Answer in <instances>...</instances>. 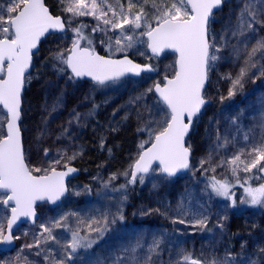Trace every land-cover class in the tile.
<instances>
[{
    "label": "snow or ice",
    "instance_id": "obj_1",
    "mask_svg": "<svg viewBox=\"0 0 264 264\" xmlns=\"http://www.w3.org/2000/svg\"><path fill=\"white\" fill-rule=\"evenodd\" d=\"M223 3L224 0H172L171 3L169 0H115L114 3L112 0H59L61 12L68 14L65 18L63 15H53L45 0H0V204L11 209V218L7 220L6 227L0 221V244H10L20 238L13 236L12 227L21 217L35 218L36 201L55 203L69 191L65 187L64 178L77 171L70 163L82 154V149L69 154L68 148H60L57 149L58 158L53 159L47 168H31L26 163L21 143V127L18 124L21 120V90L26 79L30 80L26 73L36 54L33 50L38 52L42 38L71 31V46L58 45V50L51 54L52 60L56 62L53 67L59 74H68V80L72 83H78L87 77L94 83V87L113 90L120 87L125 78L139 77L142 73L155 71V68L150 64L134 63L127 55L122 59H112L111 55L108 58L98 55L94 47L93 33L103 34L100 43L106 45L110 54L114 48L116 52L127 53L133 50L144 56L146 53L140 47L145 44L154 57L160 56L166 50L175 54L174 75L165 76L163 82H154L144 92L130 97L127 105L122 106L131 105L136 108L137 118L141 120L137 131L148 135V139L138 146V156L129 166L131 179L128 183H135L138 179L143 184L144 174L157 171L152 168L154 161H158V170L167 178L174 177L181 170H192V145L185 138L208 102L206 84L210 79L209 73L223 59L224 49L231 47L233 55L237 60L242 59V63L234 77L231 74L222 77L231 82L227 97H220L222 102L243 89L244 82L250 75L255 76L259 72L264 77V63L260 62V58H264V37L257 39L250 50L241 49L231 43L232 39L239 41L240 37L247 38L255 33L257 26L264 28V0H242L235 20L230 19L222 31L217 33L212 25L215 23V10L220 9ZM84 16L92 17L96 24L92 26L76 22L79 17ZM89 27L91 31L85 32ZM64 38L66 36L61 37ZM153 92L158 99L150 106L146 103L141 105L145 97ZM61 105L62 97H57L51 110L56 111ZM97 107L93 103L87 113L74 111L68 124L75 122L80 126L81 120H87L94 115ZM145 112L148 119H144ZM115 114L116 111L113 115ZM127 119L128 112L122 117V120ZM236 122V118H233L232 123ZM44 124H47V119ZM117 130L118 128H112V131ZM46 132V127L41 128L40 136ZM68 133V127L63 128L57 140L66 137ZM221 139L223 143L220 142ZM248 139L246 135L245 140ZM216 142V150L230 143L228 137L222 138L219 132ZM145 144L151 146L145 148ZM100 147H105L103 137ZM49 151L44 149L45 156L49 155ZM108 151L111 153L110 148ZM212 157L213 152L210 151L200 161L203 171H215V167L227 165L233 174L237 171L251 173L254 169L264 172V136L252 142L248 150L242 148L230 159L216 162L215 167H212ZM61 164L66 171L56 170ZM124 175H128L127 170ZM116 178V174L111 175L108 181L103 182V187L108 188L110 182ZM210 186L216 195L230 198V184L226 179L217 180L213 176ZM125 188L126 185H120V189ZM244 192L247 199L242 200V203L264 206V184L256 188L246 187ZM153 211L167 215L169 209L157 208L143 214ZM176 212L177 215L172 218L173 224L191 225L200 231L212 230L208 228V215L201 213L198 217L185 219L189 214L183 203L178 205ZM71 215L76 216L75 213ZM67 219L66 215L50 225L41 224L40 234L33 237L34 243L25 247L39 248L42 243L49 242L62 245L53 229L65 228L71 231V240L62 247L71 251L59 258L52 256L51 264H66V260L73 258V253L81 248H92L108 231L110 224H115L117 219L122 221L124 217L118 208L117 214L112 215L111 219L109 214H105L101 220H91L87 224L88 234L83 236L79 228L74 231L69 228L65 222ZM226 219V216L221 217L216 226L223 229L222 221ZM92 233H96V238L91 237ZM24 235L28 233L25 232ZM139 247L141 245L137 241L136 245L125 248L124 254L117 256L113 264H126L130 258L132 264H140L134 255ZM158 247L157 241L149 251L155 252ZM243 248L242 244L241 249ZM48 251H53L51 244ZM260 252L264 254V248ZM234 259L231 255L223 260L213 258L211 261L196 258L191 253L182 256L184 264H232ZM144 264H152L151 255L144 258Z\"/></svg>",
    "mask_w": 264,
    "mask_h": 264
},
{
    "label": "rangeland",
    "instance_id": "obj_2",
    "mask_svg": "<svg viewBox=\"0 0 264 264\" xmlns=\"http://www.w3.org/2000/svg\"><path fill=\"white\" fill-rule=\"evenodd\" d=\"M49 1L57 11H61L59 0ZM112 2L114 3L115 0ZM171 2L172 0L169 1ZM241 3L242 0H224V7L215 14V23L212 25L215 32L220 33L230 19L235 20ZM62 14L65 18L68 15ZM81 20L92 23V26L96 24L90 16L79 17L76 22ZM85 32L89 31L85 30ZM92 35L95 38L94 47L107 56L128 54L144 59L149 57L146 44L140 47V50L146 53L144 56L133 50L127 53L116 52L114 48L110 54L106 45L100 43L103 34ZM64 36L66 38L61 39ZM261 37H264V28L257 26L255 33L248 35L247 38L240 37L239 41L232 39L231 43L241 49L250 50ZM72 38L73 33L70 31L61 35L54 34L42 42L34 57L31 72L26 76H30V80L25 81L20 127L23 133L26 163L29 167L47 168L53 159L58 158L57 149L68 148L69 154L71 151L82 149V154L71 161L70 165L78 164L89 169L85 175L88 184L84 181L72 180L68 185V194L60 205L54 208L45 204L39 206L36 223L33 226L23 224L14 232V236L20 237L15 239L14 249L10 252L0 251V264H51L52 256L57 258L61 255L66 256L71 250L65 249L62 245H66L71 240V231L65 228L53 229V233L60 238L62 245L49 242L53 249L51 253L48 251L49 244L42 243L39 248H27L25 245L34 243L33 237L40 234L41 224L50 225L66 215L68 219L65 222L71 230L79 228L82 236L88 234L87 224L94 218L89 214L92 207L100 212L95 220H101L105 214H109L111 219L112 215L117 214V209H121L127 226L122 228L123 220L117 219L115 224L109 225L108 231L93 244L92 248L78 249L72 254L71 260H66V264H113L110 255L107 254L108 250H111L108 249L109 247L116 244L115 248L123 252L124 245L125 248H129L139 241L141 247L138 249L145 250L148 239H144V233L148 232L154 233L150 237L151 240H156L152 241L153 244L159 242L157 251L165 254L163 258L157 257L154 260L156 263L152 264H184L182 256L185 253L209 261L213 258L223 260L231 255L235 258L232 264H256V253L264 248V236L260 234V226L263 227L264 224L262 223L264 206L241 201L247 199L244 192L246 187L256 188L264 184L262 178L264 172L254 169L251 173L237 171L233 174L227 165L215 166L216 162L230 159L242 148L248 150L252 142L264 136V77H261L259 72H256L255 76L250 75L245 80L243 89L222 102L220 97H227L231 83L230 80L222 77L229 74L234 77L242 63V59L237 60L233 55L231 47L224 49L223 59L219 60L209 73L206 96L210 105L206 106L199 115L187 141L192 145V170L176 178H167L162 176L159 168L156 167L154 169L157 171L145 176L143 184L137 179L138 187L135 196L132 197L127 190L120 189V185H123L131 174L129 166L138 156L140 151L138 146L148 139V135L137 131L141 126V120L137 118L136 108L131 105L122 106L127 105L130 97L144 92L154 82H163L165 76L171 77L174 74L175 56L165 53L160 58L150 57L151 59L146 61L155 67V74L142 75L139 78L127 77L115 90L86 86L72 83L68 80V76L59 74L53 67L56 62L52 60L51 54L58 50V45L70 47ZM260 62L264 63V58H260ZM57 97H62V105L56 111H52V105ZM157 99L154 92L149 93L141 105L146 103L150 106ZM93 103L98 105L94 115L87 120L82 119L80 126L75 122L68 124L74 111L87 113ZM114 111H116L115 115H113ZM126 112L128 119L122 120ZM233 118H236V124L232 123ZM45 119H47L46 125ZM144 119H148L147 112L144 113ZM99 125L108 130L107 135H104V131L95 133L96 126ZM45 127L46 134L40 136L41 128ZM65 127L69 129L68 135L57 140ZM112 128L118 130L112 131ZM217 132L222 138L227 136L230 141L224 148L218 150H216ZM246 135L249 137L248 140H245ZM102 137L105 143L103 149L100 147ZM220 142L223 143V139ZM149 145L145 144V148ZM45 148L50 150L48 156H45ZM109 148L111 153L108 151ZM210 151L213 152L212 167H215V171L211 169L203 171L200 161L206 158ZM205 167L209 166L205 165ZM61 168H64L63 164L56 169ZM126 170L127 176L124 175ZM113 174H116L117 178L110 182L108 188H104L103 182L108 181ZM213 176L217 180L228 181L230 198L218 196L212 191L210 185ZM125 203L131 208L126 209ZM181 203L189 214L185 219L198 217L201 213L208 215V228L212 230L200 231L191 225L173 224L172 218L177 215L176 209ZM157 208L162 210L168 208L169 212L167 215L154 211L143 214ZM82 210L87 216L82 215ZM72 213L76 216H72ZM225 216L227 219L222 221L224 227L221 229L216 225L220 218ZM81 219H85L86 223L82 224ZM7 220L8 208L2 206L0 221L5 227ZM144 222L147 224L142 225ZM141 225L143 227H140ZM134 229L136 233H133ZM262 229L264 231V227ZM125 231L127 238L130 237L132 240H119L125 235ZM25 232L28 235H24ZM91 237L96 238V233H92ZM226 237L233 240V247ZM262 262H264V254Z\"/></svg>",
    "mask_w": 264,
    "mask_h": 264
},
{
    "label": "trees",
    "instance_id": "obj_3",
    "mask_svg": "<svg viewBox=\"0 0 264 264\" xmlns=\"http://www.w3.org/2000/svg\"><path fill=\"white\" fill-rule=\"evenodd\" d=\"M169 1H171V0H169ZM45 2H46V5L50 8V10H51V12H52V14H54V15H63L62 14V12L61 11H57L53 6H52V4L50 3V1L49 0H45ZM147 10V9H146ZM78 22H83L84 24H87V25H92V23H90V22H88V21H83V20H81V21H78ZM85 30H87V31H91V28L89 27V28H86ZM68 32H70V31H68ZM132 56V55H131ZM132 58L134 59V60H136V61H138V62H141V63H145V62H147L146 60H150L151 58L150 57H147V58H138V57H135V56H132ZM149 62V61H148ZM156 73V72H155ZM154 73V74H155ZM149 75H152V74H149ZM98 124V123H97ZM97 128L98 127H101V125H99V126H96ZM92 148H93V146H92ZM92 155L94 156V154L92 153ZM117 160L116 161H118V158H116ZM77 167H79L80 168V171H81V173H80V176L78 177V178H76V180L77 181H79V182H83L84 181V183L85 184H88V182L85 180V178H86V174H87V171L89 170L87 167H85V166H81V165H76ZM128 180H129V176L127 177V179L124 181V183H123V185H126V188H125V190H127L131 195H132V197H134L135 196V194H136V189H137V181L135 182V183H128ZM90 186V185H89ZM90 190H92V188H90ZM159 196H160V193H159ZM160 198V197H159ZM125 207H126V209H130L131 207L130 206H128L126 203H125ZM0 208H2V206L0 205ZM95 208L94 207H92L91 208V210H90V216L91 217H94V218H92L91 220H95V217H97V216H99V214H100V212L99 211H96V210H94ZM81 213H83V210L81 211ZM82 215H85V216H87V214H85V213H83ZM88 218V217H87ZM100 218H101V216H100ZM125 219V218H124ZM124 219H123V221H122V223H121V225H122V228L123 227H125V226H127V221L125 220L124 221ZM145 220H147V219H145ZM81 221H82V224H84V223H86V220L85 219H81ZM147 222V221H146ZM146 222H144V223H142V225H144V224H147ZM262 223H264V209H263V216H262ZM140 226V227H143V226ZM263 225V227H264V224H262ZM262 226H260V234L262 235V236H264V231H263V228ZM137 231H136V229H134V232L133 233H136ZM65 233H66V231H65ZM157 233V232H156ZM230 233H232L231 231H230ZM68 234V233H67ZM141 234H143V232H141ZM154 233H151V232H148V233H144V239L146 240V239H148V241L146 242V244H147V247H146V249L144 250L143 248H142V250L140 251L139 249H137V251H136V253L134 254L135 255V257L140 261V264H144V258L145 257H147V256H149V255H151L152 256V263H156L154 260L157 258V257H159V258H163L164 257V255L165 254H163V253H159L157 250L159 249V248H157L156 249V251L155 252H150L149 251V249L151 248V247H153L154 246V244H153V242L152 241H156V240H151L150 239V237L153 235ZM131 235H133V234H131ZM260 235V236H261ZM128 236H127V231H125V235L124 236H122L121 238H119V240H121V241H126V239H130V237L129 238H127ZM226 239H227V241H228V239H229V241H228V243H230V246L231 247H233V240L232 239H230L229 237L227 238L226 237ZM130 240H132V239H130ZM149 240H151V242H149ZM124 243V242H123ZM115 245L116 244H114V245H112L111 247H109L108 249H111V250H108V253L107 254H109L110 255V260L112 261V263H113V261L115 260V258L117 257V256H120V255H123L124 253L122 252V251H119V250H117V248H115ZM115 248V249H114ZM124 249H125V245H124ZM159 254H160V256H159ZM257 254V262H256V264H264V262H262L263 261V254L261 253V252H258V253H256ZM126 264H132V262H131V258L129 259V261H126Z\"/></svg>",
    "mask_w": 264,
    "mask_h": 264
},
{
    "label": "water",
    "instance_id": "obj_4",
    "mask_svg": "<svg viewBox=\"0 0 264 264\" xmlns=\"http://www.w3.org/2000/svg\"><path fill=\"white\" fill-rule=\"evenodd\" d=\"M222 7H223V6H222ZM222 7H221V8H222ZM221 8H220V9H221ZM220 9L215 10V13L218 12ZM56 34H61V33H56ZM47 37H48V36H47ZM145 38H146V37H145ZM44 39H45V38H42L41 42H42ZM41 42H40L39 45H38V50H39V47H40ZM147 50H148L149 55L153 56L152 53H151V50H149V49H147ZM33 52H34V53H37V50L34 49ZM165 53H171V54H174V53L171 52V50H166ZM97 54H98V55H101V54H99V53H97ZM163 54H164V53H162L160 56H158V57H156V58H160ZM174 55H175V54H174ZM101 56H103V55H101ZM104 57H106V56H104ZM153 57H154V56H153ZM106 58H108V57H106ZM111 58H112V57H111ZM122 58H124V56H122V57H117V58H112V59H122ZM128 58L131 59L129 56H128ZM33 59H34V56H33V58H32V64H33ZM131 60H133V59H131ZM133 62H134V63H137V62H135L134 60H133ZM138 64H140V65H145V64H141V63H138ZM31 69H32V65L30 66V69H29L28 72L26 73V76L30 73ZM147 73H151V72H147ZM143 74H145V73H142L141 75H143ZM141 75H140V76H141ZM140 76H139V77H140ZM129 77H134V76H129ZM135 78H137V77H135ZM82 80L91 81V79H90V78H87V77L83 78ZM80 81H81V80H80ZM206 87H207V84H206ZM24 92H25V84H24V86H23V88H22V90H21V97H22V99H23ZM155 96L157 97L156 94H155ZM157 98H158V97H157ZM209 104H210V101L208 100V102L206 103V105L202 108L201 112H202L203 109H204L206 106H208ZM22 107H23V102H22V100H21V112H22ZM4 113L6 114V110L4 111ZM200 114H201V113H200ZM21 118H22V113H21ZM18 124H19V126H20V121L18 122ZM5 131H6V128H5ZM190 131H191V129H190ZM189 134H190V132H189ZM189 134H188V135H189ZM188 135H187L186 138H185V139H186V142H187ZM21 138H22V139H21L22 148H23V150H24V146H23V134H22V131H21ZM150 146H151V145H149L148 147H150ZM190 158H191V156H190ZM70 166L76 168L77 171H76V172H73V173H70L68 176H66V177L64 178V184H65V187H66L67 189H68V184H69V182H70L71 180H73L74 178L78 177V176H79V173H80L79 168H77V167L74 166V165H70ZM154 167H159V163H158V161H154V162H153V164H152V168H154ZM56 170H57V171H66V168L64 167V168H62V169H56ZM187 171H188L187 169H186V170H181V171L178 172L174 177H170V178H175V177L179 176L180 174L186 173ZM148 174H149V173H148ZM148 174H144V175H148ZM162 175L165 176V174H163V173H162ZM130 179H131V176H130ZM67 193H68V191L64 194V196H62V197L60 198V200L56 201L55 203L47 202V201H36V203H35V205H34L35 210H36V208H37L39 205H41V204H47V205H49V206L52 207V208L58 206V205L62 202V200L64 199V197L67 195ZM3 206H4V205H3ZM13 206H14V205H13ZM4 207H5V206H4ZM9 218H11V209H10V211H9V217H8V219H9ZM37 219H38V212H37V210H36V216H35L34 219H28V218H25V217H21L20 220H18L17 223L13 225L12 230H11V231H12V234L14 235V232H15V231L19 228V226L22 225V224L29 223L31 226H33V225L36 223ZM6 225H7V224H6ZM14 247H15V240H13V242L10 243V244H0V250L3 251V252H10V251H12V250L14 249Z\"/></svg>",
    "mask_w": 264,
    "mask_h": 264
},
{
    "label": "bare ground",
    "instance_id": "obj_5",
    "mask_svg": "<svg viewBox=\"0 0 264 264\" xmlns=\"http://www.w3.org/2000/svg\"><path fill=\"white\" fill-rule=\"evenodd\" d=\"M102 131H104V135H107V129L104 126L98 127L95 129V133H102Z\"/></svg>",
    "mask_w": 264,
    "mask_h": 264
},
{
    "label": "flooded vegetation",
    "instance_id": "obj_6",
    "mask_svg": "<svg viewBox=\"0 0 264 264\" xmlns=\"http://www.w3.org/2000/svg\"><path fill=\"white\" fill-rule=\"evenodd\" d=\"M81 84H84L86 86H94L93 83L91 82H82Z\"/></svg>",
    "mask_w": 264,
    "mask_h": 264
}]
</instances>
